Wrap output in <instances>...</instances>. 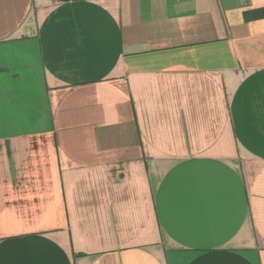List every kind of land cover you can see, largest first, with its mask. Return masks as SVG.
I'll use <instances>...</instances> for the list:
<instances>
[{"label":"crops","instance_id":"0c3cea01","mask_svg":"<svg viewBox=\"0 0 264 264\" xmlns=\"http://www.w3.org/2000/svg\"><path fill=\"white\" fill-rule=\"evenodd\" d=\"M0 264H264V0H0Z\"/></svg>","mask_w":264,"mask_h":264}]
</instances>
